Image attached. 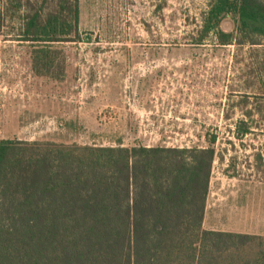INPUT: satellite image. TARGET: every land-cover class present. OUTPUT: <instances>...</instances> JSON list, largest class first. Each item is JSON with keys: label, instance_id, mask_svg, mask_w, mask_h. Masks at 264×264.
<instances>
[{"label": "rangeland", "instance_id": "1", "mask_svg": "<svg viewBox=\"0 0 264 264\" xmlns=\"http://www.w3.org/2000/svg\"><path fill=\"white\" fill-rule=\"evenodd\" d=\"M209 1L79 0L78 38L56 45L60 79L34 73L32 43L6 19L0 138L206 147L216 134L203 228L264 235V89L247 70L248 46L193 43ZM240 121L251 126L242 139Z\"/></svg>", "mask_w": 264, "mask_h": 264}, {"label": "trees", "instance_id": "2", "mask_svg": "<svg viewBox=\"0 0 264 264\" xmlns=\"http://www.w3.org/2000/svg\"><path fill=\"white\" fill-rule=\"evenodd\" d=\"M79 18V0H2L0 35L6 19L19 20L34 73L60 79L56 45L78 38ZM196 34L195 45L213 37L248 46L247 70L264 89V0H210ZM250 131L237 123L238 138ZM216 140L170 147L0 138V264H264V235L203 228Z\"/></svg>", "mask_w": 264, "mask_h": 264}, {"label": "crops", "instance_id": "3", "mask_svg": "<svg viewBox=\"0 0 264 264\" xmlns=\"http://www.w3.org/2000/svg\"><path fill=\"white\" fill-rule=\"evenodd\" d=\"M214 230H218V229H214ZM227 231V230H226ZM234 232V231H233ZM241 233V232H240Z\"/></svg>", "mask_w": 264, "mask_h": 264}]
</instances>
